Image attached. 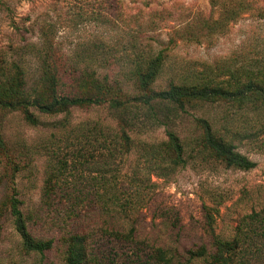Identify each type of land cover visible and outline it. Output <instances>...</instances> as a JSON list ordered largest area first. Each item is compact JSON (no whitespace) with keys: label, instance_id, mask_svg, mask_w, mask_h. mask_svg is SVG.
<instances>
[{"label":"rangeland","instance_id":"rangeland-1","mask_svg":"<svg viewBox=\"0 0 264 264\" xmlns=\"http://www.w3.org/2000/svg\"><path fill=\"white\" fill-rule=\"evenodd\" d=\"M157 54L163 65L154 89L247 80L264 66V0H0V79L23 70L28 92L39 88L42 55L61 70L71 64L128 82L136 65ZM153 111L167 113L165 123L147 121ZM33 112L37 124L0 107V264H65L76 219L112 264H156L158 247L171 264H193L190 250L211 252L214 235L228 240L239 227L264 241L263 101L140 106L128 145L107 108ZM198 118L255 165L226 166L205 146ZM166 130L178 136L183 164L163 151ZM12 195L30 232L53 239L49 250L21 249ZM130 228L132 241H115L113 231Z\"/></svg>","mask_w":264,"mask_h":264},{"label":"trees","instance_id":"trees-1","mask_svg":"<svg viewBox=\"0 0 264 264\" xmlns=\"http://www.w3.org/2000/svg\"><path fill=\"white\" fill-rule=\"evenodd\" d=\"M163 58L159 54L147 59L142 65H136L131 71L132 78L111 79L108 76H94L93 72L78 70L75 65H68L62 70L52 62L50 56L40 59V75L36 82L37 90L28 92L24 89L25 73L17 70L11 76L0 79V107L19 110L24 120L29 124H37L38 120L33 110L46 115L69 113L72 109L93 107L107 108L116 112L115 122L119 137L128 145L132 140L131 127L136 116L132 110L141 107L152 108L157 103H170L178 109L184 108V103L191 100L212 102L218 100L244 101L252 99L264 102V66L254 75L249 74L245 81L233 80L229 87L218 84H175L170 82L164 89L152 88ZM213 81V80H211ZM163 113V112H162ZM158 115L153 111V117L147 121L162 123L160 119L168 118V114ZM144 119L141 123H147ZM202 129L205 146L226 166L240 169H250L255 164L235 151L234 146L216 138L211 132L210 124L203 118L197 119ZM62 125V123H61ZM0 145L2 141L0 138ZM163 151L171 158L174 165L184 163L183 149L178 136L172 130H166V140L162 143ZM54 182L47 179L46 194L51 198L56 190ZM8 208L15 231L19 235L21 249L25 253H43L53 245L52 238H37L29 230L23 212L19 208V200L12 195L8 200ZM78 212V211H77ZM76 212V213H77ZM77 218V215H74ZM258 216V215H255ZM264 219L260 217L262 222ZM70 230L66 237L65 264H112L111 260L97 252L88 237L81 230V224L76 219L69 223ZM262 227V226H261ZM264 229V226L262 227ZM134 229L127 232L113 231L116 240H133ZM248 233L240 227L235 235L228 240L213 236L211 252L204 245L190 250L189 261L201 260L200 264H264V241L248 238ZM255 237H258L257 234ZM264 239V233L262 234ZM249 242H246V240ZM258 242V243H257ZM151 258L156 264H171V257L166 256L163 248H156Z\"/></svg>","mask_w":264,"mask_h":264}]
</instances>
